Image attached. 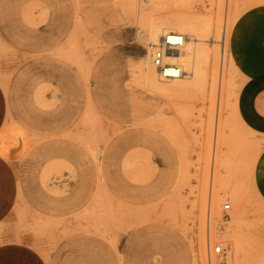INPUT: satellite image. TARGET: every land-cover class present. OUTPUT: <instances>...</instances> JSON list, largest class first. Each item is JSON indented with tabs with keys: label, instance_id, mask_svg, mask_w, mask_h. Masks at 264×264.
<instances>
[{
	"label": "rangeland",
	"instance_id": "1",
	"mask_svg": "<svg viewBox=\"0 0 264 264\" xmlns=\"http://www.w3.org/2000/svg\"><path fill=\"white\" fill-rule=\"evenodd\" d=\"M176 1L140 21L149 0L136 11L122 0H0V160L17 163L7 232L38 264H228L235 232L229 264H264L254 184L264 135L235 108L243 118L251 86L237 61L257 42L242 23L257 30L264 0ZM166 8L197 16L209 58L185 92H158L141 76L153 66L148 23L187 33ZM216 191L221 201L208 205ZM234 193L244 204L236 226Z\"/></svg>",
	"mask_w": 264,
	"mask_h": 264
},
{
	"label": "crops",
	"instance_id": "2",
	"mask_svg": "<svg viewBox=\"0 0 264 264\" xmlns=\"http://www.w3.org/2000/svg\"><path fill=\"white\" fill-rule=\"evenodd\" d=\"M264 14L258 15L257 30L251 28L243 20V33H254L257 31V42L253 53L248 57L245 50L241 54V66L238 67L248 75L251 86H246L240 94V109L243 118L238 110L236 100V113L247 129V131L257 134V131L264 135ZM246 41H244V44ZM247 57V58H246ZM239 91V90H238ZM238 94V93H237ZM237 99V96H236ZM72 154L76 158L74 148L71 146ZM119 151H121L120 148ZM127 158V157H126ZM259 162L254 171V184L259 196L264 201V147L258 158ZM17 163L13 160H0V264H38L34 255L25 249L21 242L15 237H9L7 232V217L9 212V196H13L15 191V177Z\"/></svg>",
	"mask_w": 264,
	"mask_h": 264
},
{
	"label": "bare ground",
	"instance_id": "3",
	"mask_svg": "<svg viewBox=\"0 0 264 264\" xmlns=\"http://www.w3.org/2000/svg\"><path fill=\"white\" fill-rule=\"evenodd\" d=\"M175 2H177V1L175 0ZM172 3H174V2L172 1ZM121 5H122V8L124 11L125 10L126 11H129V10H135L136 11L135 0H122ZM166 5H169L167 0H149V3L145 6L143 5L144 7L140 8L141 10H139V12H138V15L140 16V21H141V19H142V21H145V19H146L145 16H147L148 12H152V11L155 12V10H158V9H160ZM170 10L171 9H169V11H168V9H167L166 12H171L170 14H168V18H170L171 23L176 25L180 29L187 31V33H185V32L183 33V31L179 32V33L185 35V40L183 42V46L181 47L179 52H176L173 55H171L170 57H168L167 61H169V62H175L176 61L181 66V68L183 70V74L181 77L176 78V79H164V78L159 77V75L157 77L158 73H157L156 69L153 66L149 65V63L146 62L142 65L143 69H142V75L141 76L152 88L158 90V92L159 91H161V92L172 91V90H178L179 92H185L189 88L194 86L196 84L197 80L199 78H201L200 77L201 75L199 74L198 69L201 67L202 63L206 62L209 58H208L207 52L205 53V50L203 51L204 48H200V49H202V50H200L201 53H198V46H197L196 41L201 40V38L197 37V36L201 35V33H200L201 29H199L200 25H199V20L197 19V16L191 15L187 12H183L182 10L181 11L180 10L179 11L173 10L174 11L173 13ZM166 12L164 11V13H166ZM228 17H229V13H228L227 18ZM226 28L230 29V30L235 29L234 24H232L229 19L226 21ZM175 29H177V28H175ZM175 29L167 26V23L164 20H160L156 24L148 23L147 34L149 36L150 42H156L162 36L168 34L171 31L178 32ZM223 37H224V35H223ZM150 42H148V43H150ZM222 71H223V69L221 70L220 74L223 78V74H222L223 72ZM221 76H220V78H221ZM219 87H220V85H219ZM220 88L222 89V86ZM213 168H215V167H213ZM207 172L208 171H206V173ZM211 175H212V173H211ZM211 178H212V176H211ZM215 184L218 186L221 185L219 178L217 179ZM214 189L215 188H213V190ZM209 192L211 194V191H209ZM208 198H209L208 205H211L212 204L211 202L217 203V202L221 201L220 200L221 198H219L218 192L215 193L213 195V197H212V195H210ZM211 199H212V201H211ZM229 199L232 200V202L234 203V207H235V209L231 213V218H232L233 223H234L233 226L235 224L236 225H238V224L241 225V223L243 224V222H242V220H243L242 216L244 213L243 196H240V194L238 195L237 193H234L232 196L229 197ZM239 210H241V211H239ZM215 228L217 229V226ZM233 228H235V227H233ZM209 232H207V233H209ZM210 233H212V231ZM216 233L217 232H214V234H216ZM229 238L231 239V241H230V249H231L230 257L227 259L228 261H225L228 264L231 263L232 261H235L237 255L239 253V250L241 249L240 241L238 239L236 232L230 233ZM202 242L200 244V248L203 247L205 249V246H203L204 244ZM224 247H225V245H224ZM202 249H200V252ZM202 251H204V250H202ZM232 258H233V260H232Z\"/></svg>",
	"mask_w": 264,
	"mask_h": 264
},
{
	"label": "built area",
	"instance_id": "4",
	"mask_svg": "<svg viewBox=\"0 0 264 264\" xmlns=\"http://www.w3.org/2000/svg\"><path fill=\"white\" fill-rule=\"evenodd\" d=\"M184 40V34L171 31L168 34L162 36L158 41L147 44L151 62L161 78L176 79L182 76L183 70L181 66L176 61H167V58L180 51ZM230 209V202H226L224 205H222L221 219L223 222L229 221L230 216L228 211ZM212 252L215 255H222L224 249L221 244L217 243L212 246Z\"/></svg>",
	"mask_w": 264,
	"mask_h": 264
}]
</instances>
